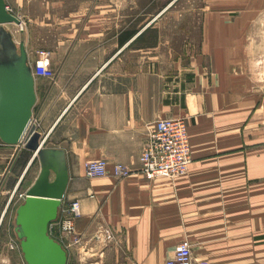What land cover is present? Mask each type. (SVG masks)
I'll return each mask as SVG.
<instances>
[{
  "label": "crops",
  "instance_id": "1",
  "mask_svg": "<svg viewBox=\"0 0 264 264\" xmlns=\"http://www.w3.org/2000/svg\"><path fill=\"white\" fill-rule=\"evenodd\" d=\"M177 1L74 0L69 9L56 0L63 16L28 18L21 32L31 65L37 49L50 53L54 77L34 76L32 124L65 152L62 203L81 205L82 244L67 264H165L182 242L194 264H264V0ZM173 8L197 21L164 22ZM177 117L187 123L188 171L147 179L148 133ZM32 157L0 140V264H26L7 211L11 193L38 176L39 161L20 189ZM99 159L132 173L86 178L84 163Z\"/></svg>",
  "mask_w": 264,
  "mask_h": 264
},
{
  "label": "water",
  "instance_id": "2",
  "mask_svg": "<svg viewBox=\"0 0 264 264\" xmlns=\"http://www.w3.org/2000/svg\"><path fill=\"white\" fill-rule=\"evenodd\" d=\"M20 19L0 0V140L32 152L40 163L35 181L15 211V233L26 264H67L68 252L49 234L69 182L65 152L49 148L32 124L35 78L23 42L6 25Z\"/></svg>",
  "mask_w": 264,
  "mask_h": 264
},
{
  "label": "built area",
  "instance_id": "3",
  "mask_svg": "<svg viewBox=\"0 0 264 264\" xmlns=\"http://www.w3.org/2000/svg\"><path fill=\"white\" fill-rule=\"evenodd\" d=\"M37 59L32 64L34 76L52 79L54 72L49 66L50 53L46 50L37 51ZM191 163L190 141L187 123L184 118H167L157 121L149 131L147 141L139 156L140 172L150 180L159 176L174 178L185 175ZM86 178L113 177L123 179L131 175L132 169L128 165L114 163L109 170L104 159L88 161L83 165ZM17 200L25 199V192L17 193ZM16 196V189L11 193L9 202ZM81 217V205L78 199L65 203L61 202L58 218L49 226L58 233V239L67 250L78 248L82 244V237L76 231V221ZM105 239L111 240L112 233L103 231ZM50 234V233H49ZM165 264H194L190 246L187 242L178 244L174 254Z\"/></svg>",
  "mask_w": 264,
  "mask_h": 264
},
{
  "label": "rangeland",
  "instance_id": "4",
  "mask_svg": "<svg viewBox=\"0 0 264 264\" xmlns=\"http://www.w3.org/2000/svg\"><path fill=\"white\" fill-rule=\"evenodd\" d=\"M55 1L56 0H5L9 11L12 12L14 15H16L21 21L20 25L7 24L6 25L7 29L10 32H12L16 40L20 42L19 38H20L21 32L23 30L26 31V29L29 28L30 22L27 21L28 18L34 19L37 17L38 18L50 17V19L53 20L56 14H58V16L60 14H62L61 16L65 14V11L63 13L62 10L60 9L59 11H56L58 9L55 8ZM63 1L67 3V5L69 6L68 7L69 9H70V6L73 5L72 3L74 2V0H63ZM159 1L162 2L163 0H159ZM175 5H177L178 7L179 6L180 7H183V6L197 7L199 5V0H178L175 3ZM174 10L175 8L171 9V11L169 10L168 13L162 16L164 22L172 23L175 21L177 22L197 21V16H198L197 13L185 12L182 14H178ZM170 32L173 33L174 30L171 29V30L164 31L166 35L169 34ZM38 35H39V32H38ZM53 40H54V30L52 29L50 30L48 36H45V38L43 37L40 38L39 42L40 44L43 45L45 42H52ZM39 50H43V49H37V51ZM37 169H38V160L35 161V163L31 166L30 171L24 176L23 182L21 183L22 186L20 187V189H23L26 186V184L28 183L30 178L35 174ZM17 195L18 194L16 190V196L11 202H9L11 203V205L9 206V209L7 211V218L10 220V222L14 221L16 208L18 207L19 204L23 202V200L21 201L17 200L18 198ZM49 233L51 237L59 241L58 233L55 229L50 228Z\"/></svg>",
  "mask_w": 264,
  "mask_h": 264
}]
</instances>
